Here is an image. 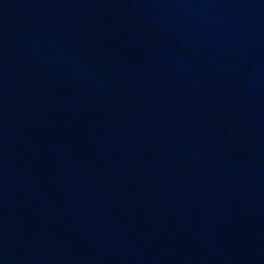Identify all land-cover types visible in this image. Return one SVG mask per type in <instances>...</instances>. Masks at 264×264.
Returning a JSON list of instances; mask_svg holds the SVG:
<instances>
[{
	"label": "water",
	"instance_id": "obj_1",
	"mask_svg": "<svg viewBox=\"0 0 264 264\" xmlns=\"http://www.w3.org/2000/svg\"><path fill=\"white\" fill-rule=\"evenodd\" d=\"M264 160V0H0V180Z\"/></svg>",
	"mask_w": 264,
	"mask_h": 264
}]
</instances>
